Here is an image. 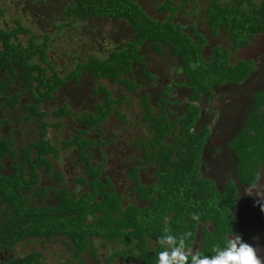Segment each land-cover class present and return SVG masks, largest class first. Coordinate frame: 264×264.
Returning <instances> with one entry per match:
<instances>
[{
	"label": "trees",
	"instance_id": "trees-1",
	"mask_svg": "<svg viewBox=\"0 0 264 264\" xmlns=\"http://www.w3.org/2000/svg\"><path fill=\"white\" fill-rule=\"evenodd\" d=\"M74 1L76 7L70 8V12L84 17L108 14L126 17L136 33V42L128 51H114L104 61L96 58L88 62L81 61L72 70L62 74L51 60H46L48 37L44 36L40 45L32 39L27 45L22 43L20 35H29L30 29L16 19L13 22L18 26L6 30L3 18L8 8L0 6V130L9 117L15 118L8 111H20L21 107L18 109V106L25 104L21 102L23 93L10 94L19 83L32 90L29 94L32 102L24 106L30 114L21 112L20 120L30 122L31 118L38 116L42 129L39 141L32 143L30 148L25 145L14 147L12 137L0 134V167H4V158L9 154L12 159L19 154L23 160L20 168L12 164L15 173L8 175L0 172L2 202L10 204L13 209L6 226L0 229V250L12 248L14 251L17 246L21 247V254L12 252L14 255L0 264H50L46 261L48 253L54 257L53 264H88L91 258L99 260L102 257L101 247L105 248L110 243L121 244L124 250L112 251L103 264L124 261L129 257L139 260V264H158L159 253L166 247L160 243V238L172 234L179 239L188 233L191 235L187 237L186 245L193 253L199 251L202 255H213L214 248L217 245L223 247L228 237L235 232L234 210L239 207L238 190L231 182L220 190L212 178L201 172L203 143L208 133L206 129L197 131L195 128L199 118L197 107L191 104L186 113L170 121L171 112L170 115L167 112L156 117L148 95L141 98V105L146 112L144 119L152 134L148 140L137 143L142 153L138 160L155 171L153 180L146 181L139 176L140 167L129 170L123 180L129 182L123 188L119 180L118 187L113 176L103 174L105 161L95 162L92 152H86L94 148L96 141L84 135L99 128L110 114L117 115V106L121 105L124 98L113 97L100 85L94 91L96 94L104 93L101 95L104 101L98 100L93 105L94 112L74 111L66 103L53 110L52 114L57 120L50 123L44 121L49 112L41 110V107L52 104L55 92L63 85L77 81L86 70L95 78L98 76L99 79L119 81L130 86V81L121 76L132 70L131 62L142 61L143 56L138 52V47L145 39L173 46L174 53L180 56L181 65L189 77L193 98H198L202 90H210L211 85L223 83L222 79L240 80L248 72L249 65L240 63L235 70L230 67L220 72L218 67L226 62L225 51L217 52L213 64L205 63L200 55V47L193 43L191 46L186 40L190 37L179 39V32L173 26L154 21L130 0ZM174 3L167 0L160 10L174 13L183 7L182 4ZM208 4L206 11L211 30L216 33L218 26L226 27L231 34L235 33V43L238 45L246 43L252 33L264 31V0H260V4L247 0L246 4L252 5L250 12L243 8L244 0H230L224 4L209 0ZM224 9L229 10L230 14L224 13L221 19L215 13ZM49 70L52 72L50 76L47 75ZM139 88L140 85L134 84L130 87L134 91ZM164 104L165 99L162 98L158 106L163 108ZM262 106L264 96L256 101L248 117L249 129L252 125L254 134L241 135L233 143L240 158L237 175L247 184H255L259 167L264 163ZM73 120L78 123L75 125L77 131L74 135H67L70 140L62 142L61 149L74 147L78 163L86 162L83 176L74 177V181L80 185L72 188L67 184L53 188L55 196L51 197L52 200L48 204H39L35 201L39 192L35 193L34 190L41 180L38 167L52 172L54 161L61 154V149L48 136L49 127L56 132L57 129L67 128L64 126ZM31 153H36L37 157L32 158ZM26 163L30 165L26 175L19 176L17 172L23 170V164ZM65 176L62 171L52 175L59 181ZM81 185L83 189H80ZM22 190H25V194ZM131 196L133 199H130ZM193 214L199 215L200 220H193ZM96 242L99 244L95 245Z\"/></svg>",
	"mask_w": 264,
	"mask_h": 264
},
{
	"label": "flooded vegetation",
	"instance_id": "flooded-vegetation-1",
	"mask_svg": "<svg viewBox=\"0 0 264 264\" xmlns=\"http://www.w3.org/2000/svg\"><path fill=\"white\" fill-rule=\"evenodd\" d=\"M130 1L132 3L138 4V7L150 18L154 19V21H162L173 26V28L179 32L177 33L179 39L190 37L193 41L198 40L200 55L205 63L213 64L217 56V52L225 51L227 54L226 62L223 66L218 67L220 72L230 69V67L234 68L235 70V68L240 63H247L249 65L248 72L240 80L231 81L222 79V81H224L223 83H215L211 85L210 90H202L198 94V98H193V93L190 91L187 92V95H185L183 93L181 94L179 90L175 89L176 85L174 80L177 81L181 79L184 73L182 70L183 67L180 64L181 60L177 59L181 73L178 75L165 74V70H163L161 64H155L156 62L153 58V53L151 52L150 61V58L146 54L147 51L145 50L144 52L142 47L146 42L145 40H147L145 39L139 44L138 47L140 48L138 49V52L143 53L142 61L131 62L130 66L132 70L124 73L121 76L126 78L128 82L130 81L131 85L128 86L127 84H122L120 91L124 92L125 94L135 93L134 90L130 89L132 84H134L137 86L140 85L139 90L142 92L141 90L143 88L147 89V81L149 80L151 81V86L155 89L151 88V93H145L151 94V101L149 102L152 104L153 113H164V110L167 111V109L173 110L175 108L174 103L177 101L189 106L192 104L194 107L198 108L199 118L195 128L197 131L199 129H206L208 133L203 143V156L200 166L201 172L212 178L216 184V187L220 190L225 189L226 184L230 182L236 186L238 190L237 200L239 207L234 210V216L237 221L234 233L235 235L242 236L245 242L253 244L257 248L258 255L264 258V193L263 189L260 187V182L264 180V177L262 178L260 173L262 168L264 173V163L259 167L255 184H247L243 182L237 175V166L240 162V158L236 154L233 145L235 139L241 136V132L244 129L247 128L249 130V114L255 107L256 101L260 97L264 96V31L252 33L246 43L238 45L235 43V40L237 41V39L231 38V32L230 30H227L226 27H218V31H216V33L211 30L208 12L206 9H204V11L200 12L199 16L203 19H207L208 28L205 30L201 29L202 34L196 36V34L192 31L190 34L188 33L187 25L190 29L191 22L189 17L195 16L197 9H192L189 13H187V10L180 11V9L182 10L185 8V6H183L174 13H172V11L166 12L165 10H160V12L154 14V9L152 8L154 0ZM244 1L247 2V0ZM166 2L167 0L164 3ZM20 3L21 5L19 11L21 13H25L28 8L29 13L32 17H34L30 18V20L33 22V29L37 30L35 32L41 33H36L37 35L34 34V30L32 31L31 27V32L29 35L21 34L20 40L22 43L25 42L24 44L27 45L29 40L32 39L35 44L40 45L43 43L44 36L48 37V47L45 48L47 51L46 60H54V57L56 58V55L54 54L56 51L53 49L58 46V42L64 44V47L68 50V54L72 52L73 57L76 59V64L82 61L81 54L83 53V50H94L93 48L95 46H98L97 50H100L102 47L101 43L105 42L106 40L113 41V43L116 44V46H114V48L110 51V54L114 51L123 52L125 50H130L132 47H134L133 45L136 42V33L124 16H111L108 14L100 17H84L74 12H70V8L75 9L76 7V2L74 0H20L16 5L18 6ZM164 3L159 7L163 6ZM57 4L60 6L59 8L57 7ZM161 13H164V15H160ZM18 20L22 26L27 28L21 17H19ZM14 28H16V26L11 29ZM5 29L8 30L10 28ZM23 38H25L26 41H24ZM14 40L18 41L19 39ZM92 43L95 44V46ZM154 44L157 45L158 42H154L151 39V45L154 46ZM160 46H164V48H168L170 50L173 48L172 45L160 44ZM154 48L157 47L154 46ZM76 54H78L79 57ZM92 58L95 57L92 56L90 59ZM105 59H108V57L101 59L100 61H104ZM85 72L89 73L88 70L84 71L82 75L78 77L77 83L82 85V81L87 79ZM141 78L144 80V82H141ZM164 81L166 84L162 85V90H160L158 84H163ZM137 82H140L141 84H138ZM73 83L74 82H72L70 86L69 84L63 85L67 87H61L58 92H56L59 98L61 100L63 98L68 100L70 99L75 106L82 105L83 107H91L94 99H90L88 103H85L84 100H82V98L86 96L87 89L83 87H79L77 89ZM143 85H145V87ZM19 86V84H16L15 88H18ZM101 95H104V93L100 92L97 94V96ZM152 97L157 99L154 100ZM180 97L184 99H180ZM118 98H124L125 101L127 96L120 95ZM162 98L165 99V104L163 108H160L158 104ZM54 99L58 100V97H55ZM124 101L121 102V105ZM21 102H25L24 95L21 97ZM120 106H117V112ZM20 107H22V105L18 106V109ZM261 108V111L264 113V106ZM188 109L189 107L186 109V112ZM205 112L212 115L211 121H209V123ZM21 116L22 115L19 110L14 111L15 118L12 121H15L13 123L15 124V128L12 132L6 133L5 135L7 137H12L13 144L21 142L23 145L30 148L32 143L38 142L40 139V131L42 130L41 122L38 123L35 120L32 121L33 123L26 121L22 122L20 120ZM110 116L111 114L108 116L107 120ZM103 123H101L99 129ZM31 124H33V126ZM3 128L4 125L1 127V130H4ZM48 136L52 137V140L55 143L54 128L51 129L49 127ZM63 139L66 142L68 141L67 137H64ZM18 146L21 147V144H18ZM67 151V149H61L60 157L54 161L52 172L48 171L44 167H38V172L41 174V180L36 186V189H34L35 193L39 192V197H37L35 200L37 203L48 204L52 200L51 197L55 196L54 190H52L53 188H61L69 184L70 177L72 175L79 174L74 171L76 164L79 165L82 169V172H84L86 162L82 164L78 163L77 158H71V155L68 154ZM105 154L106 153L102 155L100 154L99 156L95 155L93 158H98V161H105L108 170L106 174L111 176L113 175L118 179L121 178L122 176L117 175L119 171L117 168H115L116 165L114 160H112V158L105 157ZM31 156L32 158L37 157L36 153H31ZM4 159L6 162L3 163L4 167H0V172L8 175L15 173V167L13 166H19L20 168L23 162L21 155L19 154H17V156L13 159L12 155L9 154ZM73 159L75 162L71 164ZM139 164L142 166L136 165L129 169L131 170L135 167H140L139 172L142 170L145 172V174H151L150 166L146 167L144 163L141 164V161H139ZM29 166V163H26L23 164V170L18 168V175H26ZM56 171H62L66 175L62 181L52 177ZM154 171L152 172L153 174ZM119 173L122 174V172ZM103 174H105L104 170ZM71 184L72 186H75V182H72ZM253 185H255V191L253 192L255 196L253 200H249L245 189L248 186L251 187ZM21 192L25 194V190H22ZM0 204V229H2L6 226L7 221L12 216L13 209L10 204L2 202L1 196ZM238 222L240 223V229H238ZM254 237H259V239H254ZM12 252V248H4L0 250V263L13 255Z\"/></svg>",
	"mask_w": 264,
	"mask_h": 264
},
{
	"label": "rangeland",
	"instance_id": "rangeland-1",
	"mask_svg": "<svg viewBox=\"0 0 264 264\" xmlns=\"http://www.w3.org/2000/svg\"><path fill=\"white\" fill-rule=\"evenodd\" d=\"M18 1H20V0H0V6L8 8V10L5 11V16L3 18V27L11 29L14 26H18V24L14 23L13 21L18 19L19 17H21V19L24 21L25 25L30 29L33 25V22L30 20V18H34V17H32L31 14L29 13L28 8H27L25 13H21L19 11L21 3L18 6L16 5ZM41 1H44V0H41ZM64 1H70V0H64ZM165 1L166 0H159V1L154 0V3L152 4V6H153L152 8L154 9V14L158 13V10H160L159 6L162 5ZM171 1L175 2L174 5L182 4L183 6H185V8H183L182 10L180 9V11H186L187 10V13H189L192 9H197L196 15L193 17L192 16L189 17V20L191 22L190 29H189V26L187 25V30H188L189 34L192 31L196 34V36H199V34H202L201 29L205 30L208 28L207 19H203L199 15H200V12L204 11V9H207V7L209 5L208 4L209 0H188L187 3L184 2L185 0H171ZM218 1L224 4L226 2H229L230 0H218ZM250 1H253L254 3L260 4V0H250ZM250 6H252V5L246 4V2H245V4L243 5V8H245L247 11L250 12L251 11ZM57 7L59 8L60 6L57 4ZM224 13L230 14V11L224 9V11H218L215 14H217L219 16V18L221 17V19H222ZM161 15L163 16L164 14L161 13ZM93 29H95V28H93ZM31 30L32 31L34 30L33 27L31 28ZM35 31H37V30H34V34L40 33V32H35ZM200 38H201V36H200ZM231 38L235 39V33L231 34ZM23 40L26 41L25 38H23ZM186 40H188L189 45L192 46V43H193L196 47H198V42H199L198 40L193 41L192 39H189V38H187ZM101 44H102V47L100 50L99 49L97 50L98 46H95V44H93L95 46L93 48L94 50H92V49L83 50V53L81 54L82 62H88L92 56L95 57L96 59H99V60L104 59L106 57H109L110 51L114 48V46H116V44L113 43V41H108V40H106L105 42H103ZM53 50L56 51L54 53L56 55V58L54 57V60H51V61H52V65L56 68V70L58 72L65 74V73H67V71L71 70L75 66L76 59L73 57L72 52L69 54L67 53L68 50L64 47L63 43L58 42V46H56V48H54ZM126 51H128V50H126ZM76 55L79 57L78 54H76ZM130 57L128 58V60L130 59ZM105 60H107V59H105ZM51 74H52V72L49 70L47 75L50 76ZM85 75H87L86 76L87 79L82 81L83 84L81 85V84L77 83V85H76L78 87L86 88L88 93H89V95L86 94V96L84 98H82V100L88 101L89 99H94L93 104L95 103L96 99L103 102L104 100H102V97L97 96V94H95V91H94V89L98 88V86L103 82L102 79H99L98 76H96L98 78L97 81H94V79L92 81H90L91 77H92L91 73L85 72ZM94 78H95V76H94ZM140 80H141V82H144V80L142 78ZM137 83L141 84L140 82H137ZM147 84H148L147 89L143 88L141 90L142 92H140V90H139V91H134L135 93H130V94H125L124 92H122L116 88L112 89L111 87H108V89L111 90L113 94H115V95H113V97L118 98L120 95H125V96H127V99L119 107L118 116L115 114H111L109 119L102 124L100 129L96 128L95 130H92L89 134H86V138H91V139L92 138H95V139L101 138L102 140L107 139V138L112 139L111 142H107L106 144H104L102 146V150H104L106 153L105 157L112 158V160H114L115 165H116L115 168H117V170L119 172H122V174H120L119 172L117 173L118 176H122L121 177L122 179L121 178L118 179L121 183L122 188L126 184H128V182H129L128 180L123 181L126 178V177H124V174L128 173V171L130 170L129 168L136 166V165L142 166L139 164V161H138V158H141L142 153H141V149L137 146V143L141 142L142 140H148L152 134V130H151L148 122L143 121V119H142V116H143V114H142L143 113V107L141 105L142 99L140 97H138V95L140 93H145V92L151 93V88L155 89L154 87L151 86V81L148 80ZM164 84H166L165 81L163 82V84H158L160 90H162V85H164ZM19 85L20 86L18 88L13 87L10 94H13V92L23 93L24 98H25V104L20 108L19 112H25L27 115H29L30 112L27 111L26 108L24 109V106H26V104H29L30 102H32L30 99V96H29V94H30V92H32V90L24 87L20 83H19ZM70 85H71V83L69 84V86ZM143 86L145 87V85H143ZM63 87L66 88L67 86H63ZM90 88H92L93 91L90 90ZM68 89H69V87H68ZM55 97H58V100L53 99L54 101L53 100H52L53 102L51 101L52 104H49V105L47 104V105L41 107V110H46L49 112V115L44 118V121H46L48 123L54 122L57 120V118H55L54 115L52 114L53 110L55 108H58L60 105H63L66 103L69 104L70 107L74 108L75 109L74 111H79V112H85L86 110H89L91 112L93 111V104L91 107H83L82 105L75 106L74 103L70 99L68 100V99L63 98L64 100L63 99L61 100L57 93L55 94ZM95 97H96V99H95ZM153 99L156 100L157 98L154 97ZM180 99H184V98L180 97ZM8 112H10V115L13 116L14 111L12 112L11 110H9ZM211 112H213V111H211ZM205 115H206L208 123H209V121H211L212 115H210L209 113H206V112H205ZM9 118H10L9 121L4 124V128H3L4 130H0V134H2V135H5L6 133L12 132L13 129L15 128V124H13L15 121H11L13 119L12 117H9ZM33 120L40 123V119L38 116H34L33 119L31 118L29 123H33L32 122ZM69 123H70L69 125L64 126V127H68L67 131H65V129L64 130L62 129V130H57L55 132V143L58 145L59 148H61L63 145L62 142L64 141V139H63L64 137H67V135H71V134L74 135L77 131V127L75 125L78 123L75 122V120H73ZM31 125L33 126V124H31ZM244 134H247V135H253L254 134V128H252V125H251V129L248 130L246 128L241 132V135H244ZM67 138H69V137H67ZM67 140H70V139H67ZM235 141H237V140L235 139ZM18 144H21V146L23 145V143L20 142V143L14 144L15 145L14 147L18 148L19 147ZM73 148L69 149L67 151V153L71 155L70 156L71 158H76V155L74 154L75 152L71 153V150H73ZM96 153H97V155H99L98 151H96ZM94 155H96V154H94ZM94 155H92V157H94ZM94 160H95V162H97L98 158L97 159L95 158ZM112 168H114V167H112ZM103 170L105 173L108 172L106 164H105ZM152 172H153V169L151 170V174H145V172L141 170L139 172V176H141V179H144V180L146 179V181H147V180L153 178L154 174ZM76 173H78V172H76ZM260 173H261V175L263 174V176H264L263 168L260 170ZM115 180H117L116 177H115ZM261 188L264 189V182H263ZM124 193L128 194V192H124ZM130 199H133V196H131ZM238 229H240V223L239 222H238ZM97 244H99V242L95 243V245H97ZM152 245H153V243H152ZM19 248L21 249L20 246H17L14 249L13 252L15 255L17 253L21 254V252H19L20 251ZM35 248L38 249L37 246H35ZM117 249L118 250H124V247L121 244L115 245L113 243H110V245H107L105 248L101 247L100 255L102 257H99V260H93V258H91V260L89 261L88 264H103L105 262L106 256L109 255L112 251H117ZM49 251H50V249L47 251V253ZM70 254H73V253L70 252ZM47 255H49V257L46 261L50 264L55 263L54 257L49 253ZM60 258L62 259V257H60ZM111 264H139V260H136L135 258L129 257V259H126L124 261H119V262L115 261Z\"/></svg>",
	"mask_w": 264,
	"mask_h": 264
},
{
	"label": "clouds",
	"instance_id": "clouds-1",
	"mask_svg": "<svg viewBox=\"0 0 264 264\" xmlns=\"http://www.w3.org/2000/svg\"><path fill=\"white\" fill-rule=\"evenodd\" d=\"M254 191L255 185L245 189L247 195H252ZM192 219L199 221L200 217L193 214ZM190 235L185 234L179 239L172 234L161 237L160 243L166 247L159 253L158 264H264V258L258 255L257 248L245 242L240 235L228 237L223 247L217 245L213 255H202L199 251L193 253L186 245V239Z\"/></svg>",
	"mask_w": 264,
	"mask_h": 264
},
{
	"label": "crops",
	"instance_id": "crops-1",
	"mask_svg": "<svg viewBox=\"0 0 264 264\" xmlns=\"http://www.w3.org/2000/svg\"><path fill=\"white\" fill-rule=\"evenodd\" d=\"M159 9H160V7H159ZM158 12H160V10H158ZM164 14V13H163ZM161 15V14H160ZM146 42H145V44H143V50H144V52H145V50L147 51V55H148V57L150 58V61H151V52L153 53L152 55H153V58L155 59V64H157V65H160L161 64V67H163V70H165V74H176V75H178L179 73H181V69H180V67L178 66V64H179V62H178V60L177 59H180V56L179 55H176L175 53H174V50H173V48H171V50L170 49H168V48H164V46H160V44L158 43L157 45H155L154 44V46L155 47H157V48H154V46L153 45H151V40H149V39H147V40H145ZM140 54H143L142 52L140 53ZM181 60V59H180ZM181 64V63H180ZM182 66V65H181ZM183 67V66H182ZM183 75H182V77H181V79H179V80H177V81H175L174 80V82H175V85H176V88L175 89H177V90H179V92L182 94H185V95H187V92H191L192 93V89L190 88V86H189V77H188V75H187V73H186V71H185V69H184V67H183ZM91 73V72H90ZM94 79V81H97L98 80V78L96 77V78H94V76H92L91 77V80L90 81H92ZM102 83L100 84V85H102L103 87H105L106 89H107V91L109 92V93H111L112 94V96L113 95H115V94H113L112 93V91L111 90H109L108 89V87H111L112 89H118V90H121V88H122V82H119V81H111L110 79H102ZM74 85H75V88H79L78 86H76L77 85V81H75L74 83H73ZM99 85V86H100ZM72 87V86H71ZM97 89V88H96ZM90 90H92V88H90ZM93 91V90H92ZM87 95H89V93H88V91H87V93H86ZM96 94V93H95ZM148 95V97H149V100L151 101V94H147V93H140L139 95H138V97H140V98H142L144 95ZM117 95V94H116ZM120 97V96H119ZM199 97V96H198ZM116 98V97H115ZM95 99H96V97H95ZM97 100L98 99H96V101H95V103L94 104H96V102H97ZM90 101V99L88 100V101H85L84 100V102L85 103H88ZM216 101H218V100H216ZM93 104V105H94ZM152 105V104H151ZM174 109L173 110H171V109H167V111H164V113L163 112H155L154 113V115L156 116V117H159V116H162V115H164V114H166L167 112H168V115H170V112L172 113L170 116H169V118H170V121H172L174 118H176V117H178V116H180V115H183L184 113H186V109L189 107V105H186V104H184V103H180V101H177V102H175L174 103ZM180 109V110H179ZM94 110H95V108H94V106H93V112H94ZM145 111L143 110V116H142V119H143V121H145ZM153 115V116H154ZM145 118V119H144ZM63 129H65V131H67L68 130V127L67 128H63ZM93 130H95V129H93ZM84 137H86V135H84ZM95 139V138H94ZM95 146H94V148H92L91 150L90 149H87L86 150V152H89V151H91L92 152V155H94V154H96L97 155V153H96V151H98V153H99V155L101 154L102 155V153L103 152H105L104 150H102V146L104 145V144H106L107 142H111L112 141V139H109V138H107V139H104V140H102L101 138H99V139H95ZM75 152V150L73 149V150H71V153H74ZM75 154V153H74ZM98 155V156H99ZM95 156V155H94ZM75 162V160L73 159L72 161H71V164H73ZM81 164V163H80ZM86 165V164H85ZM74 171L75 172H78V173H80V172H82V169H81V167L79 166V165H75V167H74ZM80 176H83V172H82V174H78V175H72L71 177H70V179H69V187H70V185H71V187H74V186H72V182H75L74 181V177H80ZM113 176V175H112ZM114 177V180H115V176H113ZM261 177L263 178L264 176H263V174L261 175ZM116 179L117 180H115V184H116V186H118V178L116 177ZM263 182H264V180H262V182H260L261 184H260V187L262 186V184H263ZM75 185H80L79 183H77V182H75ZM119 187V186H118ZM80 189H83V187H82V185H81V188ZM263 193H264V189H263ZM254 193L252 194V195H248V199L249 200H253L254 199ZM237 222V221H236ZM235 234V233H234ZM233 234V235H234Z\"/></svg>",
	"mask_w": 264,
	"mask_h": 264
}]
</instances>
